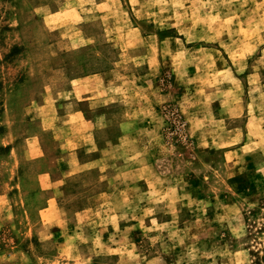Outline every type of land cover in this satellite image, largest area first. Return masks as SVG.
Returning <instances> with one entry per match:
<instances>
[{
    "label": "rangeland",
    "instance_id": "374dc122",
    "mask_svg": "<svg viewBox=\"0 0 264 264\" xmlns=\"http://www.w3.org/2000/svg\"><path fill=\"white\" fill-rule=\"evenodd\" d=\"M92 73L129 138L57 212L44 113ZM0 264H264V0H0Z\"/></svg>",
    "mask_w": 264,
    "mask_h": 264
},
{
    "label": "crops",
    "instance_id": "0c3cea01",
    "mask_svg": "<svg viewBox=\"0 0 264 264\" xmlns=\"http://www.w3.org/2000/svg\"><path fill=\"white\" fill-rule=\"evenodd\" d=\"M72 11H76L75 8L66 12L74 15ZM66 53L61 51V54ZM229 73L233 74L231 69ZM100 79L103 80V73L69 77L62 84L61 98L56 102L61 107V113L59 115L56 113V104L52 106L53 110L44 113V122L46 124L49 121V124L46 127L43 124L42 131H50L51 139L57 141L53 161L50 162L56 172L44 170L37 175L39 181L37 193L50 194L48 198L49 202L53 203L54 210H57L58 203L56 195H53L55 188L64 191L70 188L67 186L68 183L72 184L71 181L82 179V184L75 182L73 186L86 188V194L89 195L91 188L98 183V173L104 177L103 180L108 177L112 161H109L107 156L115 153L118 140L121 142L129 138L128 135L122 134L117 137L116 142L113 136L107 134L108 124L113 122L107 107L114 105L115 102L108 93L103 92L101 95L100 92L107 91L108 88L104 83H98ZM33 138H36L38 147L34 149L37 155L32 159L43 158L48 152L42 147L40 139ZM10 151L14 152V148H9L7 154ZM106 182L107 185L110 184L111 179ZM71 192L69 189L65 195Z\"/></svg>",
    "mask_w": 264,
    "mask_h": 264
}]
</instances>
